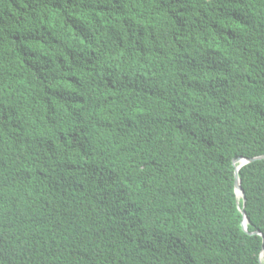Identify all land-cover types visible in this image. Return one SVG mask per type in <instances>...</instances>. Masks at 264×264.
Listing matches in <instances>:
<instances>
[{"label": "trees", "instance_id": "1", "mask_svg": "<svg viewBox=\"0 0 264 264\" xmlns=\"http://www.w3.org/2000/svg\"><path fill=\"white\" fill-rule=\"evenodd\" d=\"M264 0H0V264H264Z\"/></svg>", "mask_w": 264, "mask_h": 264}, {"label": "water", "instance_id": "2", "mask_svg": "<svg viewBox=\"0 0 264 264\" xmlns=\"http://www.w3.org/2000/svg\"><path fill=\"white\" fill-rule=\"evenodd\" d=\"M261 159H264V154L260 155V156L252 157V158L239 157V158L235 159L233 163H234V165L237 164L236 167H235V170H234V178H235V180H234V188H235V192H236L237 196L241 197L242 202H243V207H242L243 208L242 209V216H243L242 228L248 234H259V235L263 236L260 231L249 232L248 229H247L248 220H247L246 212L244 210L246 197H245V193H244V190L242 188V185H241V179L239 178V175H238L239 169L244 164H247V163H250V162H254V161H257V160H261ZM263 242H264V237H263ZM263 255H264V248L262 250L261 256H263Z\"/></svg>", "mask_w": 264, "mask_h": 264}, {"label": "bare ground", "instance_id": "3", "mask_svg": "<svg viewBox=\"0 0 264 264\" xmlns=\"http://www.w3.org/2000/svg\"><path fill=\"white\" fill-rule=\"evenodd\" d=\"M239 197V196H238Z\"/></svg>", "mask_w": 264, "mask_h": 264}]
</instances>
